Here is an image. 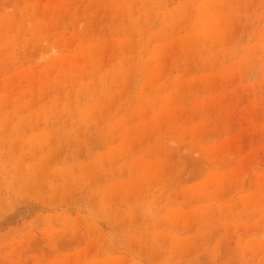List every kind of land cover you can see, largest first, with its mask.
I'll list each match as a JSON object with an SVG mask.
<instances>
[{
    "label": "rangeland",
    "instance_id": "1",
    "mask_svg": "<svg viewBox=\"0 0 264 264\" xmlns=\"http://www.w3.org/2000/svg\"><path fill=\"white\" fill-rule=\"evenodd\" d=\"M0 264H264V0H0Z\"/></svg>",
    "mask_w": 264,
    "mask_h": 264
},
{
    "label": "bare ground",
    "instance_id": "2",
    "mask_svg": "<svg viewBox=\"0 0 264 264\" xmlns=\"http://www.w3.org/2000/svg\"><path fill=\"white\" fill-rule=\"evenodd\" d=\"M133 59V58H132ZM128 72V71H127ZM127 75V74H126ZM129 81V80H128ZM127 82V81H126ZM126 84V83H125ZM125 87V86H124ZM116 98V97H115ZM98 106H100V105H98ZM110 107H112V106H110ZM107 109V108H106ZM114 109V108H113ZM111 111V110H110ZM96 112V111H95ZM97 114V113H96ZM103 116V115H102ZM91 117V116H90ZM109 118V117H108ZM98 119V118H97ZM36 153V152H35Z\"/></svg>",
    "mask_w": 264,
    "mask_h": 264
}]
</instances>
